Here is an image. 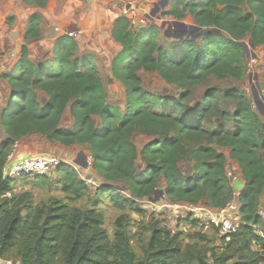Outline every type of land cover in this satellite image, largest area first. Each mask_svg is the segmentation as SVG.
<instances>
[{
  "label": "trees",
  "instance_id": "trees-1",
  "mask_svg": "<svg viewBox=\"0 0 264 264\" xmlns=\"http://www.w3.org/2000/svg\"><path fill=\"white\" fill-rule=\"evenodd\" d=\"M22 1L38 7L48 2ZM168 5L163 16L182 21L190 15L199 29L177 39L166 37L155 21L137 29L128 15L113 22L111 38L120 50L110 61V72L126 88L125 106L108 101L94 57H79L77 41L69 34L59 36L53 56L39 62L29 58L23 44L15 67L0 72V83L6 81L10 90L7 104L0 107L5 136L0 143L1 259L14 261L7 257L14 252L20 264H177L181 248L174 246L165 225L157 221L152 226L147 256L139 260L127 230L129 216L120 215L110 234L99 207L108 202L145 213L138 202L149 199L164 182L172 203L227 208L236 189L227 174L229 158L210 145L215 143L230 148L229 157L239 165L244 184L238 198L239 226L224 236L229 238L228 249L213 264L234 257L232 264H264V253L252 249L253 244L264 249V233L254 229L263 224L259 207L264 193V115L254 107L255 100L236 87L209 89L199 103L189 100L190 88L210 76H244L246 38L264 47V0H169ZM42 18L38 12L28 17L24 41L41 37ZM141 70L157 72L184 93L166 98L145 90ZM39 90L47 96L45 103ZM222 100L232 102L234 109L221 108ZM67 109L74 120L70 128L63 125ZM214 116L223 122L216 125ZM137 132L150 138L141 147L133 140ZM30 135L65 146H87L92 169L101 180L95 192L68 162L58 165L54 180L52 174L34 178L39 186L59 187L68 201H81V206L55 199L34 208L30 193L15 192L18 177H4L12 146ZM188 139L199 143L191 145ZM138 160L144 163L141 170ZM184 220L193 226L200 221L191 214Z\"/></svg>",
  "mask_w": 264,
  "mask_h": 264
},
{
  "label": "rangeland",
  "instance_id": "rangeland-1",
  "mask_svg": "<svg viewBox=\"0 0 264 264\" xmlns=\"http://www.w3.org/2000/svg\"><path fill=\"white\" fill-rule=\"evenodd\" d=\"M154 0H48L45 7L36 5H26L22 0H0V72L11 71L21 57V47L26 44L29 49V58L35 62L43 61L51 58L54 53V48L59 36L73 32L74 39L77 41V55L79 57L90 54L94 57V61L99 68L105 88L108 92V101L113 105L125 106L126 88L123 83L112 78L110 72V61L112 57L120 50V45L111 38V28L115 19L120 15H128L134 23V28L137 29L147 13L150 14L155 7ZM159 4V3H158ZM159 14L161 18L155 19V23L161 27L162 21L174 20L171 17L162 15V12L168 10L170 5L162 8L159 4ZM40 13L43 18L40 22L41 37L24 41V33L27 26L28 17L34 13ZM12 19L9 21V18ZM151 21L149 18L144 19V23ZM180 21V20H177ZM187 25L194 24L193 18L188 15L182 20ZM162 31V30H161ZM249 37L245 43L249 47L245 50V74L241 79L226 78L218 79L214 76L208 77L204 82L196 84L190 88L189 100L193 103H199L204 94L212 88H218L224 91L229 88L242 89L251 99H254V107L261 109L264 115V47H255L249 45ZM167 44L168 42L163 41ZM142 87L156 95L166 98H179L184 93L185 89L180 88L174 83L167 82L157 72L140 71ZM9 86L6 81L0 83V107H4L10 97ZM40 101L45 103L47 96L41 90L38 91ZM221 108L231 110L234 109V104L230 101L222 100ZM264 117V116H263ZM213 120L218 125L223 122L222 119L214 116ZM74 124L73 117L69 109L66 110L63 125L72 127ZM4 134V129L0 124V143L1 136ZM5 137V136H4ZM150 138L142 132H137L134 136V142L138 147L143 146ZM191 145H197L199 140L188 139ZM206 142L205 140H202ZM208 144V143H207ZM219 151L224 152L228 156L227 172L229 180L235 186L234 201L228 206V211L240 223L239 216V193L243 186V177L239 165L232 161L229 157L230 148L219 147L215 143L210 144ZM65 146V145H64ZM83 151L90 162L88 168H82L75 163V160ZM57 159L61 162L73 164L80 176L86 179L93 192L99 187L101 180L97 177L92 169V159L86 145L66 146L59 151ZM137 166L141 170L144 168L142 160L137 161ZM183 167L189 168L187 164ZM190 169V168H189ZM51 180L58 177V172L53 170ZM35 176L26 178L25 175L18 177L15 184V192H28L32 195V203L34 208L44 207L55 199L66 200L70 205L81 206L83 202L68 201L59 187L39 186L34 181ZM240 183L238 184V181ZM123 185V184H122ZM159 189L164 191V195L157 193L161 200L169 201L165 194V184L160 183ZM155 197V194L152 195ZM172 203V202H171ZM182 207H156L149 199H144L138 202V207L144 210L145 213H137L129 208H117L112 204L105 202L99 210L104 215V227L107 228L110 234H113L115 222L122 214H127L131 224L127 225V230L130 236L133 250L139 260H145L147 242L152 234V226L155 222H160L172 232L174 237V246L181 248L179 262L177 264H213L215 258L228 248V237L224 238L227 233H224L220 228L208 224L202 219L198 226H193L187 223L184 219L190 214L198 219L190 211L191 204L178 202ZM176 203V204H178ZM175 204V203H172ZM199 206H206L197 204ZM207 207V206H206ZM260 212H264V193L261 196ZM253 251L264 253L256 244L252 246ZM231 252V250H229ZM14 261L16 259L14 252L7 256ZM202 259L203 261H201ZM234 257L223 264H232L236 261Z\"/></svg>",
  "mask_w": 264,
  "mask_h": 264
},
{
  "label": "built area",
  "instance_id": "built-area-1",
  "mask_svg": "<svg viewBox=\"0 0 264 264\" xmlns=\"http://www.w3.org/2000/svg\"><path fill=\"white\" fill-rule=\"evenodd\" d=\"M155 2H162L165 0H154ZM148 13L143 16L141 25H144V19H148ZM134 24V23H133ZM140 25V26H141ZM139 26V27H140ZM138 27V28H139ZM67 34L73 36L74 33L69 31ZM19 147V142L16 141L11 148L7 156V161L4 167V177L6 178H17L22 175H33V176H46L51 175L53 170H55L58 165L61 163L59 159L54 156H30V157H18L16 156ZM228 174V172H227ZM156 207H182L184 205L172 204L170 201L160 199L157 203H153ZM190 209L192 214L199 216L198 219L206 221L210 225H214L224 233H231L236 231L239 226V223L236 222V219L227 208H210L199 205L185 206ZM262 216L263 224L254 225V229L257 233H264V212H260ZM0 262L4 264H20L12 260H4L0 258Z\"/></svg>",
  "mask_w": 264,
  "mask_h": 264
},
{
  "label": "water",
  "instance_id": "water-1",
  "mask_svg": "<svg viewBox=\"0 0 264 264\" xmlns=\"http://www.w3.org/2000/svg\"><path fill=\"white\" fill-rule=\"evenodd\" d=\"M169 3V0H165L160 2L159 4H162V8H165ZM158 3H155V7L154 9L151 11V13L148 15V18L153 21L155 19H160L161 16L159 14L160 11V7H159ZM161 29L163 30V33L166 37L169 38H177V39H181L183 37H185V35H187L188 32H194L197 29H199L196 25L192 24V25H187L185 22L183 21H177V20H170V21H162L161 24ZM204 31H209V28L205 29ZM245 50H248V46L246 45V43H243ZM249 45L254 49L255 45L253 43L252 40L249 41ZM75 163L77 165H79L82 168H88L90 166V162L88 160V156L81 151L79 156L77 157V159L75 160ZM157 193H160V195H164V191L159 189L155 192V197H150L149 200L152 203H157L161 197L160 196H156Z\"/></svg>",
  "mask_w": 264,
  "mask_h": 264
},
{
  "label": "crops",
  "instance_id": "crops-1",
  "mask_svg": "<svg viewBox=\"0 0 264 264\" xmlns=\"http://www.w3.org/2000/svg\"><path fill=\"white\" fill-rule=\"evenodd\" d=\"M55 49V48H54ZM10 92V91H9ZM5 139L4 134L1 136V141ZM64 145L51 143L45 137L40 135H30L22 138L19 141V147L16 156H56L60 155L59 151L64 149ZM240 180L238 181V184Z\"/></svg>",
  "mask_w": 264,
  "mask_h": 264
}]
</instances>
